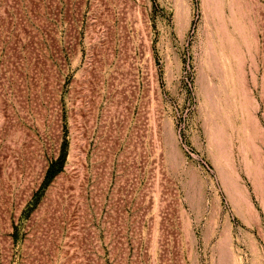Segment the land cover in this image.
Segmentation results:
<instances>
[{
    "label": "rangeland",
    "instance_id": "obj_1",
    "mask_svg": "<svg viewBox=\"0 0 264 264\" xmlns=\"http://www.w3.org/2000/svg\"><path fill=\"white\" fill-rule=\"evenodd\" d=\"M0 264H264V0H0Z\"/></svg>",
    "mask_w": 264,
    "mask_h": 264
}]
</instances>
